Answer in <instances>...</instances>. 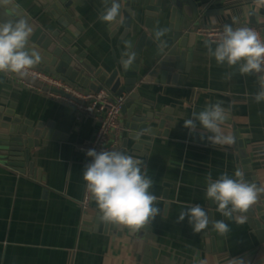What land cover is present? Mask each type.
Segmentation results:
<instances>
[{
    "label": "crops",
    "instance_id": "0c3cea01",
    "mask_svg": "<svg viewBox=\"0 0 264 264\" xmlns=\"http://www.w3.org/2000/svg\"><path fill=\"white\" fill-rule=\"evenodd\" d=\"M12 1L45 29H62L49 14L52 4L45 7L44 0ZM119 2L124 4V0ZM70 7L78 34L65 33L76 46L79 63L110 71L119 56L117 40L123 16L122 25L117 20L101 22L98 16L104 9L103 0H72ZM131 7L138 11V1ZM172 8L180 11L179 23L192 16L191 32L198 26L236 23L257 25L264 32V7L254 0H162V13L147 41L154 37L158 45L155 31L170 23ZM143 19L141 9L133 17L131 32L122 46L135 44ZM204 40L196 34L192 47L187 46V58L177 77L162 79L158 68H139L136 97H130L127 91L122 93L131 104L119 118V139L128 129L122 126L128 123L131 112L150 116L149 123L154 126L160 114L166 117L156 134H139L149 140L141 143L142 148L131 147L135 139H129L127 147V154L143 161L142 171L153 179L149 191L156 196L154 203L159 208V214L148 224L158 249L154 264H193L197 252L198 259H206L207 264H229L233 258H238L235 264H241V260L243 264H264V236L253 223L260 218L257 205L245 214L246 222L238 225L205 199L209 172L215 180L225 171L229 176L237 170L249 175L251 168L253 178L264 185V101L253 100L258 91L257 77L217 64L208 55ZM150 59L153 61V57ZM231 73V79H227ZM0 81V107L5 114L31 119L34 125L41 122V128L51 133L39 136L30 146L29 159L21 156V169L0 160V264H144L141 257L150 250L138 238L142 227L133 232L123 225L118 233L116 225L111 228L110 222L102 219L91 195L87 207L81 202L85 191L82 173L88 158L81 145L93 136L95 118L7 75L0 74ZM217 101L230 109L222 129L234 136L232 145L212 146L207 140L210 133L202 140L198 121L196 132L184 127V120L191 118L192 112L198 113L206 104ZM257 203L261 206L262 198ZM195 204L208 212L210 220H225L231 229L227 236L214 231L211 223L201 233H194L187 217L178 221L179 213ZM96 216L102 220L94 228Z\"/></svg>",
    "mask_w": 264,
    "mask_h": 264
},
{
    "label": "clouds",
    "instance_id": "9594fccd",
    "mask_svg": "<svg viewBox=\"0 0 264 264\" xmlns=\"http://www.w3.org/2000/svg\"><path fill=\"white\" fill-rule=\"evenodd\" d=\"M5 3L7 0H0V5ZM254 3L264 7V0H254ZM103 4L104 9L98 19L105 23L116 21L121 6L119 0H103ZM166 32V28L157 29L155 38L160 39ZM32 34V26L23 18L0 20V74L25 77L28 70L40 63V51L30 45ZM203 43L208 55L214 57L217 64H226L241 75H255L258 91L253 94V100L256 103L264 101V39L257 31L247 26L225 24L217 39H205ZM128 47L131 48L130 43ZM126 55L129 58L123 61L125 68L133 58L132 54ZM233 74H227L226 78L231 79ZM223 103H208L200 112H192L191 118L184 120V127L190 133L196 132L198 121L202 140L206 133H210L207 140L212 146L232 145L234 136L222 129L230 116V109L226 110ZM86 155L92 159L84 166L83 180L102 219L137 230L159 214V208L154 203L156 196L149 191L153 179L142 171L143 161L120 150L89 149ZM262 194L264 185L248 182L239 170L233 176L225 171L215 180L211 172L206 176L205 199H210L223 217L234 220L238 225L246 222L245 214ZM185 217L194 233H201L210 223L221 236H227L231 231L225 220H210L208 212L199 204L187 206L179 213L178 221H183ZM198 257L197 252L193 264H207L206 259ZM237 259L233 258L229 264H235Z\"/></svg>",
    "mask_w": 264,
    "mask_h": 264
},
{
    "label": "water",
    "instance_id": "95a60500",
    "mask_svg": "<svg viewBox=\"0 0 264 264\" xmlns=\"http://www.w3.org/2000/svg\"><path fill=\"white\" fill-rule=\"evenodd\" d=\"M45 7L52 6L49 8V14L53 19L57 20L58 26L51 30L45 29L40 26L38 22L30 15L22 11L17 7L16 3L12 0H7V3L0 5V20H16L19 18L25 19L33 28V34L30 39V45L36 47L41 53V61L37 65L45 71H50L54 74H59L62 78L72 81L82 88L99 89L102 86L111 88L115 95L122 94L124 91L129 93L130 97H136L137 88L135 85L141 80L140 67L146 66L150 69L152 67L160 69L162 79L164 76L173 75L177 77L180 70L182 69L187 54L186 48L192 47L193 42L196 38V33L188 31L192 16L188 15V18H184L180 23L178 17L180 11L176 8H172V16L170 23L166 26L167 32L163 37L156 42L154 37L147 41L149 32H153V28L157 24V18L162 13L161 6L162 0H137V9H132V3L137 4L136 0H124V4L120 6L117 24H121V18L123 16V27L117 40V50H119V56L116 58L114 65L110 71L102 70L100 67L91 69L84 67L79 63L80 56L75 52V45H71L72 39L65 33L66 31L71 32L73 35H77L73 28L72 23L74 19V13L70 5L72 0H44ZM175 0H172V2ZM144 13V19L142 22L143 28L139 30L136 42L131 48L128 46H122L124 38L131 32L132 19L137 15L139 10ZM137 11V12H136ZM175 15V16H174ZM176 19V20H175ZM53 21V20H52ZM122 25V24H121ZM145 46L146 50H142ZM128 54H132V63L125 68L123 61L129 58ZM153 57V61L150 59ZM174 73V74H173ZM181 76V75H180ZM26 78L33 84L41 86L43 90H48L46 86H43L36 82L33 78L26 76ZM99 82V83H98ZM131 104L130 100L124 101L122 105L121 115L129 108ZM10 112V111H7ZM120 115V116H121ZM165 116L160 114V118L157 124L151 125L149 121L152 118L150 116L139 117L134 115L132 112L129 115L128 123L122 126L128 127L125 129L124 135L117 141L115 146L108 150H120L128 153L129 139H135L136 141L131 144L132 148H142L141 143H148L149 140L141 139L140 133L148 132L150 134H156L159 128L163 127ZM42 123L37 122L34 125L33 120L21 119L17 114L10 116L5 114L3 108L0 107V160H6L8 165H14L21 169L22 160L29 159L30 146L36 144L39 136H45L51 134L50 131L47 133L45 129H42ZM23 151V153H21ZM252 169L249 168V175L246 174L244 178L250 182L260 185V180H256L252 176ZM264 194L260 196L262 198V205L255 204L258 219H253V223L256 228H260L264 236ZM261 200V199H260ZM253 204V205H255ZM95 226L101 222L99 216L94 217ZM85 222V221H84ZM85 223L89 224L90 221ZM252 223V225H253ZM110 227L113 228L115 225L118 228V233L124 229L123 225L109 223ZM100 229V227H99ZM131 230V229H130ZM134 232V230H132ZM142 243L149 245L150 253L143 255L141 258L144 264H154V258L157 252V243L153 239V234L150 232L149 226H143L140 237H138ZM136 239V245L138 239ZM264 240V237L262 238ZM138 257V258H140Z\"/></svg>",
    "mask_w": 264,
    "mask_h": 264
},
{
    "label": "built area",
    "instance_id": "2783aa9c",
    "mask_svg": "<svg viewBox=\"0 0 264 264\" xmlns=\"http://www.w3.org/2000/svg\"><path fill=\"white\" fill-rule=\"evenodd\" d=\"M233 27L247 26L253 28L264 39L263 28L257 25L247 23H236ZM224 25H207L198 26L194 33L203 36L205 39H217L223 31ZM8 77L20 82L24 86L33 87L42 92L49 93L54 98L70 103L77 108L80 113H89L96 120V130L93 136L81 145L86 151L95 149L96 151L107 150L114 140L119 139L121 126L119 118L122 111L126 94L115 95L107 86H102L99 89L82 88L72 81L66 80L50 71H45L40 67H35L28 70L27 78L31 77L39 84L46 86L48 90H43L41 86L31 83L26 78L19 77L16 74H7ZM112 136V137H111ZM116 141V143H117ZM115 143V144H116ZM88 157L86 163L91 161ZM86 183V182H85ZM90 193L84 191L82 203L85 207L88 206Z\"/></svg>",
    "mask_w": 264,
    "mask_h": 264
}]
</instances>
